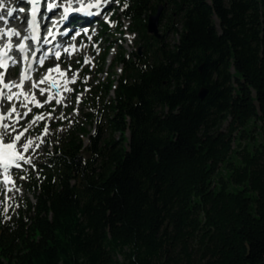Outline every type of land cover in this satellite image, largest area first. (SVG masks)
I'll return each instance as SVG.
<instances>
[{"label": "trees", "instance_id": "16d2710c", "mask_svg": "<svg viewBox=\"0 0 264 264\" xmlns=\"http://www.w3.org/2000/svg\"><path fill=\"white\" fill-rule=\"evenodd\" d=\"M115 2L112 35L136 47L107 39L92 87L73 94L92 130L67 118L25 174L34 202L1 212L0 264H261L264 0Z\"/></svg>", "mask_w": 264, "mask_h": 264}, {"label": "snow or ice", "instance_id": "6c2138e0", "mask_svg": "<svg viewBox=\"0 0 264 264\" xmlns=\"http://www.w3.org/2000/svg\"><path fill=\"white\" fill-rule=\"evenodd\" d=\"M108 2L109 0H63V3H56L55 0H53V2L47 4V10L62 9L59 21L53 22V26L55 27L57 23H63L65 20H68L71 13H83L88 15L99 14V9ZM27 3L31 5L29 19L27 21V35L22 36L16 29L0 28V69L6 70L10 66H14L18 63L11 55L13 50H18L20 53L28 52L25 41L40 40L39 25L36 16L40 10L41 0H27ZM4 7V3L0 0V9ZM125 7H127V5H125ZM92 10L97 11L93 12ZM20 11H23V9H20ZM8 14L9 16L12 15L11 9H9ZM0 19H3V17H0ZM105 19L107 20V17H105ZM84 33L87 34V29L84 30ZM79 35H81V33L76 32V36ZM15 37H21L18 44L14 43ZM55 37L56 33L53 29H49L47 36L43 37V43L50 44ZM73 39H75V37H73ZM88 39L91 40V36H89ZM70 48L72 51L76 50L75 45L70 46ZM70 48H64L63 51L71 55L72 51H70ZM30 55L31 58H36V51H32ZM55 57L57 60L60 59L61 52L59 50L55 51ZM21 59L27 62V66L22 68L19 82H5L6 73L5 71H0V101L6 99L11 104L7 113L0 111V184H3L6 192L12 190L8 187L9 184L15 187L14 180L11 178L10 169L13 167L20 168V162L31 163L30 158L26 156L25 153L29 151L35 152L40 147V143H43L39 135L24 139L32 125H35L38 121H45L46 116L43 114L36 115L27 127H24L22 131H17V126L20 124V121L27 117L32 111V107H29V104L39 108L55 99V103L60 105L62 104L61 90L63 92H72L73 89L68 85L77 82L75 74H73L72 77H68L67 71H70V68L65 71L62 70L58 64L53 68H49L47 73L39 81H32V87L37 88L42 96L47 94V99L41 102L34 94L24 91L25 82L31 79L30 73L33 70V65L32 60L27 54L22 56ZM46 59L47 53L39 58L38 63L43 65ZM84 62L87 64L89 61L85 58ZM52 73H56L57 76H52ZM85 79H87V77H85ZM45 84L48 86L40 87V85ZM13 89H15V91ZM14 101L19 102L20 108L26 109L23 115H21L20 111L17 109V103ZM77 102H80L79 96L77 97ZM74 112H78V109H74ZM48 118H51L50 113L48 114ZM59 119L63 120L66 119V117L62 114ZM42 131L44 135L48 134L49 127L47 124ZM22 139L23 143H20ZM36 141H40V143H36ZM16 190L19 191V189ZM9 199H11V197H7L5 203H7ZM8 210L9 208L5 207L4 213H7Z\"/></svg>", "mask_w": 264, "mask_h": 264}, {"label": "rangeland", "instance_id": "374dc122", "mask_svg": "<svg viewBox=\"0 0 264 264\" xmlns=\"http://www.w3.org/2000/svg\"><path fill=\"white\" fill-rule=\"evenodd\" d=\"M4 1V5L7 7L8 5L17 6L15 1L17 0H2ZM47 2H53V0H48ZM57 3H63V0H55ZM109 7L106 10V14L100 16L99 19H95V23L92 24L90 28V32H87V34L83 33L80 38V43L76 46V48H80L81 46L84 47V50L82 53H74L69 55L68 53H65L62 55L60 61L55 62L51 65L50 68H53L57 64L61 67L62 70L71 68V72L68 75V77H72L73 74L76 75L77 82L68 85L73 89V91L81 86V84L86 85V87L90 86L92 87V80H94L97 76V61L101 57L103 50L107 44V39L111 38L114 39V41L117 44V47H122L126 51H132L136 47L135 43V35L133 34H122L117 35L114 37L112 34L115 31L116 23H117V14L115 13V8L117 6V3L115 0L109 1ZM31 5L27 3V0H24V3L22 5H18V13L15 17L16 20L20 19V17L23 16V12L25 10H28V8ZM47 3H42V8L46 7ZM20 9H23V11H20ZM6 11L0 13V17H6ZM110 18H109V17ZM27 17V16H26ZM107 17V20L105 19ZM29 16L25 19V22L27 24ZM98 23V24H96ZM25 32L27 33L26 29L27 26L25 25ZM110 27V28H109ZM126 27V24H125ZM14 28L21 31V26H15ZM162 24H159V31L162 33ZM106 30V33H104ZM111 30V31H110ZM24 32V33H25ZM168 34V39L171 43L174 42L175 37L171 33ZM92 35L94 37L92 38ZM72 36V35H71ZM91 36V40L88 39V37ZM17 39V38H16ZM15 40V43L18 44V41ZM114 52H111L108 55V62H110V59L113 58ZM85 58L88 59V63L85 64ZM111 64V63H110ZM49 69V68H48ZM48 69H40L36 73V76L34 79L30 80L29 82L32 83L33 80L39 81L40 76ZM106 73L103 75H100L101 81L106 82L107 77H110L111 75H114L113 69L111 68V65L106 66L105 68ZM8 74V75H7ZM18 72L14 71L12 72L9 70L6 73V76L10 77V80L17 79ZM87 77V79H85ZM112 77V76H111ZM68 92L65 100H62V104L57 105L55 103V99L49 101L47 104H44L43 107H40L38 110V107H36V111H39L37 114H29L27 117H25L23 120L20 121V124L17 126V131H22L24 127H27L30 122L33 120V118L38 114H43L46 116L45 121H38L35 125H32L29 131L26 133L24 139H27L28 137H34V132L39 128L41 123H43V128L47 124L49 127V132L47 135H44L41 137L43 140V143H40V141H36V143H40V147L35 151H29L28 153H25L26 156H28L31 160V163H25L20 162L21 167L20 168H14L10 171L11 178L14 180L13 187L12 184H9L8 187L11 188V191H5V188L3 184H0V214L4 211L5 207L10 208V206L14 204V202L18 201L21 198H24L28 196L32 202H34L33 196L28 194L27 188L25 185V174L31 173L35 176H38V168H37V162L41 161L42 157L44 156L47 149L52 150L53 148L50 145H54L59 138L61 139L64 134L65 130L69 127L70 124L67 123V118L71 119L72 122H78L81 124L86 130H92V124L88 120V118L84 119L81 117L82 113H84V103L85 98L82 95H73L74 92ZM38 94L40 92L38 91ZM89 94V93H88ZM87 94V95H88ZM80 97V102H77V97ZM39 101L43 102L45 99H47V94L41 97H36ZM58 98V97H57ZM33 105H29V107H32ZM11 107V105H10ZM9 107V108H10ZM74 109H78V112H74ZM72 110V111H71ZM21 115H23V112L26 111V109L22 108L19 110ZM71 111L69 115H67V112ZM88 111V110H87ZM91 113V111H88ZM51 114V118H48V114ZM64 115L66 119H59L61 115ZM101 116V115H100ZM100 130H102L103 125L102 122H104V115L102 114V117L100 119ZM59 124L60 126L57 129L52 130L53 125ZM93 132V131H92ZM116 137H118V134H115ZM246 142V139L241 140V144H244ZM20 143H23V139ZM223 170V167H222ZM224 174V170L222 171ZM16 189H19L17 191ZM11 197V199L7 200V203H5L6 198Z\"/></svg>", "mask_w": 264, "mask_h": 264}, {"label": "bare ground", "instance_id": "6f19581e", "mask_svg": "<svg viewBox=\"0 0 264 264\" xmlns=\"http://www.w3.org/2000/svg\"><path fill=\"white\" fill-rule=\"evenodd\" d=\"M110 1V0H109ZM15 3L17 4V6L15 5V6H12L11 5V3H10V5L6 8V7H4L3 9H1V11L2 10H7V11H9V9H11L12 10V15L11 16H9V14H8V20H7V22L5 23V27L4 28H11V29H16V28H14L15 26H21V32L24 34V32H25V25H26V22H25V19L29 16V11L28 10H25L24 12H23V16L24 17H20V19H18V20H16L15 19V17H16V15H17V13H18V5H22L23 3H24V0H17V1H15ZM50 3V2H49ZM58 3V2H57ZM109 3L110 2H108L107 4H105V5H103L100 9H99V14H96V15H93V19H96V18H98L99 16H100V14L103 12V11H105V10H107V8L109 7ZM46 8H42V12L45 14V15H48L49 13H51V12H53L54 10H56V9H53L52 11H49V12H45L46 10H45ZM62 9H59L58 8V11H61ZM93 12H96L97 10H92ZM27 16V17H26ZM80 17H82L84 20H90L91 18H90V16L88 17V18H85L84 16H80ZM0 21H1V19H0ZM71 19L69 18L68 20H65L63 23H57L56 24V27L58 28V34H57V38H56V44H58L59 46H62V45H64V46H66V48H70V46H72V39H71V36H70V34H69V28L71 27ZM17 31H20V30H18V29H16ZM26 33V32H25ZM28 34V33H27ZM26 34V35H27ZM94 37V35H92V38ZM17 37H15L14 39H16ZM17 40V39H16ZM84 50V47H80L79 49L78 48H76V50H74V51H72L71 50V48H70V51H72V54H74V53H78V54H80V53H82V51ZM61 68V67H60ZM71 69V68H70ZM68 69H66V71H67ZM70 72H71V70L70 71H67V75H69L70 74ZM47 73V70L45 71V72H43V74L40 76V79L45 75ZM52 76H54V77H56L57 76V74L56 73H52L51 74ZM19 77L20 76H18L17 77V79H14V80H9V79H6L7 77L5 76V82H7V81H17V82H19ZM39 79V80H40ZM30 81V79L28 80V81H26L25 82V85H24V91H26V92H29L30 94H34L35 95V97H41L42 95L41 94H38V89L37 88H33L32 87V83H30L29 82ZM48 85L47 84H45V85H40V87H47ZM14 91H15V89H13ZM67 94H68V92H63L62 90H61V97H62V100H65V98H66V96H67ZM61 97H58V98H61ZM15 103H17V109L18 110H20V109H22V108H20V105H19V102H16V101H14ZM10 103L5 99V100H3V101H0V111H2V112H4V113H7L8 112V110H9V107H10ZM30 106L32 105V104H29ZM13 168H15V167H13Z\"/></svg>", "mask_w": 264, "mask_h": 264}, {"label": "water", "instance_id": "95a60500", "mask_svg": "<svg viewBox=\"0 0 264 264\" xmlns=\"http://www.w3.org/2000/svg\"><path fill=\"white\" fill-rule=\"evenodd\" d=\"M162 6H159L154 13H151L147 18V31L149 34L156 38H160L161 33L159 31L160 19L162 16ZM206 94V89L202 88L199 92V97L202 99ZM264 264V261L261 263Z\"/></svg>", "mask_w": 264, "mask_h": 264}]
</instances>
